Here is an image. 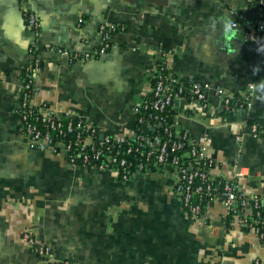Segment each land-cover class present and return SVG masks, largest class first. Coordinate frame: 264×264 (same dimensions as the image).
I'll use <instances>...</instances> for the list:
<instances>
[{
  "label": "crops",
  "instance_id": "1",
  "mask_svg": "<svg viewBox=\"0 0 264 264\" xmlns=\"http://www.w3.org/2000/svg\"><path fill=\"white\" fill-rule=\"evenodd\" d=\"M25 10L40 22L38 37ZM105 23L122 28L98 59L71 65L48 50L99 48ZM260 23L264 7L257 0H0V264H53L25 242L28 232L53 259L77 264H253L264 257V242L230 222L220 200L207 224L191 216L171 170L153 164L126 180L31 148L19 96L34 47L41 60L37 104L81 114L103 134L127 136L164 59L176 76L209 85L211 93L221 87L248 94V106L229 112L214 94L206 108L179 100L177 120L224 174L245 172L239 178L245 194H261L264 55L254 53L247 36ZM253 124L260 135L252 134Z\"/></svg>",
  "mask_w": 264,
  "mask_h": 264
},
{
  "label": "built area",
  "instance_id": "2",
  "mask_svg": "<svg viewBox=\"0 0 264 264\" xmlns=\"http://www.w3.org/2000/svg\"><path fill=\"white\" fill-rule=\"evenodd\" d=\"M257 2L264 7V0ZM23 16L38 37L40 22L36 15L25 10ZM237 24L232 22L233 26ZM121 28L117 24H102L103 44L90 52H71L56 45L49 46L48 50L66 57L71 65L93 61L112 47L111 34ZM263 30L264 24L260 23L247 31L257 56L264 55ZM37 51L34 47L30 48L34 59L23 73L24 80L19 90L21 130L31 148L64 153L73 165L110 169L126 180L136 173L146 172L153 164H162L173 172L174 191L191 216L199 219L203 225L207 224L209 208L213 202L220 200L230 222L236 220L257 242H264V193L245 194L239 180L245 172L241 169L234 174H224L219 162L208 157L205 149L192 139L189 131L181 127L177 120L179 100L206 108L210 106L211 94H214L219 106L229 112L248 106V94L237 96L221 87L214 88L211 93L209 85L176 76L163 59L153 71L149 96L135 109L136 130L127 136L103 134L101 128L81 114L36 103V77L41 69ZM250 89L253 90L254 86ZM172 116L174 119L170 123ZM42 118L46 124L44 126ZM251 132L258 136L262 129L253 124ZM24 239L35 252L43 258H50L53 264H77L53 259L51 249L36 244L30 232L24 235ZM253 264H264V257H256Z\"/></svg>",
  "mask_w": 264,
  "mask_h": 264
},
{
  "label": "trees",
  "instance_id": "3",
  "mask_svg": "<svg viewBox=\"0 0 264 264\" xmlns=\"http://www.w3.org/2000/svg\"><path fill=\"white\" fill-rule=\"evenodd\" d=\"M172 119H174V116H172L171 119H169L170 123L173 121ZM41 123L43 124L42 126L46 125L43 118L41 119ZM148 131H150V129H148ZM158 165L162 168V170H169L166 166H164L162 164H158Z\"/></svg>",
  "mask_w": 264,
  "mask_h": 264
},
{
  "label": "clouds",
  "instance_id": "4",
  "mask_svg": "<svg viewBox=\"0 0 264 264\" xmlns=\"http://www.w3.org/2000/svg\"><path fill=\"white\" fill-rule=\"evenodd\" d=\"M230 27H231V25H230V23L226 26V30H228V29H230ZM256 70L254 69V72H255Z\"/></svg>",
  "mask_w": 264,
  "mask_h": 264
}]
</instances>
